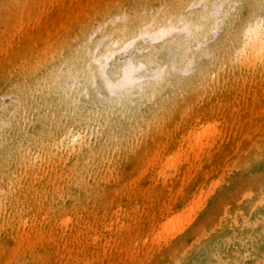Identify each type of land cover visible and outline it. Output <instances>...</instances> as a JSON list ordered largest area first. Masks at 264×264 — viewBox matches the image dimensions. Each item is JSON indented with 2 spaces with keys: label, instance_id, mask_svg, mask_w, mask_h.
Listing matches in <instances>:
<instances>
[{
  "label": "rangeland",
  "instance_id": "1",
  "mask_svg": "<svg viewBox=\"0 0 264 264\" xmlns=\"http://www.w3.org/2000/svg\"><path fill=\"white\" fill-rule=\"evenodd\" d=\"M95 2L0 0V123L4 121L0 166L11 161L0 170V264H196L202 256L200 264H264V226L259 237L238 226L241 217L260 204L262 192L256 186L263 180L255 179L254 173L262 167L252 171V156L264 147V126L261 134L251 135L252 143L235 147V157L217 156L218 150H226L231 128L241 125L253 98L264 97V58L244 57L241 50L247 26L259 17L264 27V0L222 2L228 13L189 53L188 71H173L164 83L169 90L190 82L170 108L166 102L162 107L157 98L139 105L133 115L110 121L103 111L108 99L89 94L66 121L62 108L37 107L35 94L20 103L15 73L33 62L37 49L51 55L62 35H74L105 6L122 4L132 14L148 7L153 14L174 0ZM202 7V0H193L189 16H196ZM111 25L106 23L104 29ZM185 34L180 30L175 36ZM161 44V40L139 39V59L150 62L152 50L158 51ZM166 54L171 55L172 49ZM145 64L150 71L152 64ZM65 121L71 132L79 130L80 141L99 142L102 147L94 152L101 161L88 160L85 174L90 186L78 197L69 195L74 179L68 169V147L60 144L51 151L40 146ZM209 123L217 125L216 144H225L218 149L204 146L202 151L192 148L188 133L201 132ZM181 151L175 166L168 167L171 155ZM199 152L217 158L194 159L198 171L179 178L177 168L187 155L194 158ZM30 154L36 156L35 168L28 162L13 163L14 158ZM178 181L186 186L180 208L157 222L148 220L154 196L151 191L143 194L142 186L159 188ZM73 236L80 238L84 249L78 258L66 254ZM245 239L247 245L242 246Z\"/></svg>",
  "mask_w": 264,
  "mask_h": 264
},
{
  "label": "bare ground",
  "instance_id": "2",
  "mask_svg": "<svg viewBox=\"0 0 264 264\" xmlns=\"http://www.w3.org/2000/svg\"><path fill=\"white\" fill-rule=\"evenodd\" d=\"M75 1L78 2L79 0ZM88 1L100 2L102 0ZM202 1L203 7L194 17H190L188 12L193 0H174L173 4L158 8L153 14L150 13L152 10L148 7L136 9V12L132 14L126 13L121 8L122 4L105 6L95 14L94 18L80 27L74 35L64 37L62 35L58 43L52 47L54 52L51 55L39 52L37 49L36 55L30 59L33 62L16 71L14 87L20 103L27 96L35 94L36 98L33 103L37 107L39 106L41 109L53 108L54 110L62 108L66 121L71 118V112L85 100V95L88 96L89 94L101 95L108 99L103 106V111L107 113L110 121L120 119L127 113L133 115L137 111L139 112V105L152 104L157 98L160 99L159 102H162V107L163 102H166V107L170 108L177 103H174L176 99L182 97L190 82H184L183 88L168 90L165 89V81L172 75L173 71H182V73L188 71L189 53L203 42L209 32L217 29L220 25L218 22L224 18L225 11L222 7L224 0ZM227 13L228 11L225 12V14ZM124 15L127 18L123 20ZM109 22L112 24L110 29H104V25ZM99 30H101L100 36L97 38L96 35ZM180 30L186 31L182 38L175 36ZM246 35V40L241 47V50L245 52L244 57L251 54L253 58L262 60L264 58V27L259 24V17L247 26ZM142 38L161 40L162 42L158 51L152 50L150 62H145L138 57L137 41ZM168 48L172 49L171 55L166 54ZM145 63L152 64L150 71L146 68ZM263 69L264 64L261 66V70ZM179 76L177 73V77ZM261 102H264V97L253 98L252 105L243 112L241 125L237 128H231V139L226 143V150L224 152L217 151L218 157L225 153L226 157H235L237 154L236 146L245 147L252 143L251 135L255 131L258 134L262 133L264 105ZM253 104L255 105L253 106ZM98 111L99 109L96 108L95 112ZM66 121L65 124L61 122V125L58 123L56 133L45 139L40 146H46L51 151H54L60 144L68 147V169L71 171L74 179L73 186H75L74 189H72L73 186L69 188V195L78 197L85 193L90 186V181L86 178L85 167L89 161L91 164H95L102 160L99 157L95 158L94 155L95 150L102 149V147L99 142L86 145L80 141L79 130L75 133L71 132ZM145 122L143 120L142 123L145 124ZM260 123L262 124L260 125ZM3 124L4 121L2 120L0 128ZM216 128V124L209 123L201 132L192 129L187 137L188 139L192 138L189 145L192 148L199 147L200 151L203 150L204 146H216L218 144L215 135L218 130ZM109 137L111 136L109 135ZM188 139L184 142H188ZM220 144L225 143L221 141L215 149H218ZM261 147L252 156L254 167L252 171L261 166L262 171L254 173V178H261L264 183V147ZM205 154L199 152L194 158L192 155H187L182 167H178L176 170L179 178L187 177L198 171L197 167L192 164L194 159L203 160L205 158L210 160V158H217L216 156L206 157L210 154ZM181 156L182 151L181 155L180 153L171 155L168 167H174ZM10 162L7 160L0 166V170L7 169ZM24 162H28L29 166L35 168L36 156L31 154L25 157L20 156L14 158L13 161L17 166ZM261 173L262 175L259 176ZM263 183L256 186L257 190L262 192L259 206H253L250 214L243 215L238 223L241 230H246L254 237L260 236L261 227L264 226ZM141 190L143 194L149 191L153 194L154 199L150 207L148 206L147 215L148 220L157 222L165 214L175 212L180 208V202L184 200L183 195L186 186L178 181L173 185L163 183L159 188L142 186ZM191 205L193 206L194 202H191ZM217 235L215 234L213 238ZM40 237L43 238V236L38 235L39 239H41ZM78 239L80 240L79 237ZM78 239L77 236H73L72 248L66 254L76 258L84 255V249ZM245 241L247 239L242 240L244 242L242 246L247 243ZM220 246L222 249L223 246ZM61 253L62 251L59 252V254ZM220 253L221 251L214 256L213 261L216 263L220 259ZM204 257L196 258V264H200Z\"/></svg>",
  "mask_w": 264,
  "mask_h": 264
}]
</instances>
